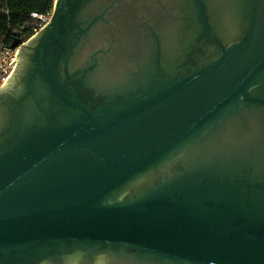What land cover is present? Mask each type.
Returning <instances> with one entry per match:
<instances>
[{
    "label": "water",
    "instance_id": "water-1",
    "mask_svg": "<svg viewBox=\"0 0 264 264\" xmlns=\"http://www.w3.org/2000/svg\"><path fill=\"white\" fill-rule=\"evenodd\" d=\"M56 0L0 88V264H264V0Z\"/></svg>",
    "mask_w": 264,
    "mask_h": 264
},
{
    "label": "trees",
    "instance_id": "trees-1",
    "mask_svg": "<svg viewBox=\"0 0 264 264\" xmlns=\"http://www.w3.org/2000/svg\"><path fill=\"white\" fill-rule=\"evenodd\" d=\"M8 13L0 12V42L10 45L14 40L26 41L33 35L37 23L32 13H44L52 6L51 0H1Z\"/></svg>",
    "mask_w": 264,
    "mask_h": 264
},
{
    "label": "built area",
    "instance_id": "built-area-1",
    "mask_svg": "<svg viewBox=\"0 0 264 264\" xmlns=\"http://www.w3.org/2000/svg\"><path fill=\"white\" fill-rule=\"evenodd\" d=\"M52 6L44 13H32L31 15L37 19V23L33 27V35L42 29L50 20L53 6L56 0H51ZM0 12L8 13L6 5L0 0ZM19 46L11 48L10 45L0 42V88L5 85L9 76L12 74L17 64V52Z\"/></svg>",
    "mask_w": 264,
    "mask_h": 264
},
{
    "label": "flooded vegetation",
    "instance_id": "flooded-vegetation-1",
    "mask_svg": "<svg viewBox=\"0 0 264 264\" xmlns=\"http://www.w3.org/2000/svg\"><path fill=\"white\" fill-rule=\"evenodd\" d=\"M174 0H142L141 3H138L140 10L145 12L146 18L148 20H152L154 18L163 17L167 14L165 12V7L168 8L169 2ZM25 42V41H24ZM22 42V43H24ZM86 264H115L111 258H109L107 255H99L94 258V260L88 261Z\"/></svg>",
    "mask_w": 264,
    "mask_h": 264
}]
</instances>
